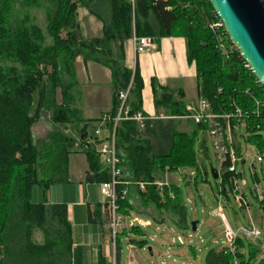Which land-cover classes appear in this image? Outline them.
Masks as SVG:
<instances>
[{"label":"trees","instance_id":"16d2710c","mask_svg":"<svg viewBox=\"0 0 264 264\" xmlns=\"http://www.w3.org/2000/svg\"><path fill=\"white\" fill-rule=\"evenodd\" d=\"M94 1L0 0V264H70L72 241L67 206L32 203L33 187L40 185L47 190L67 182L69 157L77 153V145L82 147L89 166L85 181H108L95 148V132L102 130L100 143L109 139L113 119L121 107L119 94L131 83L126 102L129 115L143 114L144 81L139 67L136 65L132 71L125 66V44L133 35L152 38L157 44L165 38H184L187 61L196 69L199 97L215 112L239 111L247 119L246 132L251 142L264 146V88L229 40L224 42L225 52L221 50L217 35L208 28L209 23L218 19L209 0H138L134 9L124 0H110L112 19L104 23L102 37L84 39L78 10H92ZM33 9H43L46 33L32 18ZM78 58L111 72V109L97 120L82 119L72 107L71 90ZM152 85L157 97L162 93L157 108H163L167 117L185 116L186 106L181 97L161 88L156 81ZM44 112L50 114L53 130L37 144L32 129ZM105 117L110 120L103 124ZM194 126L192 134L174 132L170 153L155 157L151 142L143 137L137 122L126 120L118 124L117 148L123 169V185L117 188L119 214L127 216L132 211L130 199L122 200V192L129 189L131 193L134 187L144 205L178 217L180 224L186 222L179 188L171 182L175 196L171 199L167 192L160 194L153 184L157 181L156 168L162 174L172 175L197 166L195 135L205 129ZM67 130L74 131L76 138L67 135ZM205 145L203 141L202 154L208 157ZM139 183L148 184L145 192L139 190ZM222 193H226L225 187ZM50 216L56 226L50 224ZM99 216L100 210L90 211V222H98ZM132 230L140 231V227ZM37 234L42 242H37ZM131 242L142 247L147 244ZM245 248V241L239 239L237 257L242 264H249ZM256 253L251 250V258ZM232 261L233 256L225 247L211 250L206 264Z\"/></svg>","mask_w":264,"mask_h":264},{"label":"crops","instance_id":"0c3cea01","mask_svg":"<svg viewBox=\"0 0 264 264\" xmlns=\"http://www.w3.org/2000/svg\"><path fill=\"white\" fill-rule=\"evenodd\" d=\"M111 19L112 11L110 0H95L92 10L86 7L79 8L78 22L81 36L84 39L102 37L104 23H110ZM155 44V49L137 55L133 47L132 39L127 41L125 44V66L132 71L135 70L136 65L139 67L144 81L143 114L147 117V122L174 119L181 124L184 120L176 117H167L166 111L163 108H157V101H160L162 93L159 92L157 97L152 83L156 81L161 88L170 90L178 97H181L184 105L187 107L189 104L196 102L199 97L196 69L194 65H190L187 61V44L184 38H165L158 44ZM75 75V83L71 90L73 99L72 107L78 110L80 117L84 120L92 121L99 119L101 115L110 111L112 100L111 72L107 68L96 63L85 62L82 58H78L75 62ZM82 76L84 77L83 81ZM83 90H87V99L90 100L95 107H98L100 104L103 105V108H99V110L91 116L92 118H87L85 116V112L79 104L80 100L84 97ZM58 102H61V97L58 99ZM163 114H166V116L163 117ZM142 135L147 139L144 135V131H142ZM75 151L77 152L76 155H70L68 161V181L66 183L52 185L49 189L44 190V202L39 200L40 202L34 203L44 204L47 207L53 205L67 206L72 241L70 264L144 263V257L141 259V255L139 256V262L136 259H138L137 255L141 252H145L147 247H142L141 244H135L131 241L136 240L137 242H141L145 240H137L136 238L127 239V249L130 253L131 260L129 259L127 263L123 261V250L119 244V236L122 234L128 238V227L122 228L121 232L119 231L118 233L116 241H113L109 228L108 209L105 208L104 210L107 203L105 200V202H102L101 184L87 183L85 181L86 173L89 169L88 162L85 155L82 154V147L79 146L78 149L75 148ZM77 155H79V158H82L79 165L73 164L71 161L73 156ZM169 177L171 176L169 175ZM127 191V197L130 199L133 208H139L140 202L138 198L134 197V199H131L129 189H127ZM34 193L35 191L33 190L32 196ZM142 209L144 210L137 211L150 218H155V213L153 212L155 209L152 205ZM96 210H100L98 222L91 223L89 212L91 211L94 213ZM158 213L162 214V218H165L162 212L156 211V214ZM127 217L129 218V215H127ZM138 220L141 223L140 225L151 227V222L149 220ZM161 223H164V221ZM36 240L37 242H42L39 236ZM160 244L159 248L150 247L153 252L151 259L158 256L160 264H164L162 262L163 258L166 256L169 257V255L167 252L161 250L165 249L167 246L166 243ZM141 261L144 262L141 263Z\"/></svg>","mask_w":264,"mask_h":264},{"label":"rangeland","instance_id":"374dc122","mask_svg":"<svg viewBox=\"0 0 264 264\" xmlns=\"http://www.w3.org/2000/svg\"><path fill=\"white\" fill-rule=\"evenodd\" d=\"M30 13L32 18L36 20L35 22L46 33L47 22L43 9H33ZM47 43L50 44L51 40L48 39ZM83 80L84 77L82 76V81ZM83 92L84 97L80 100V107L84 110L87 118H92L91 116H93L99 108H103V105L100 104L98 107H95L94 104L87 99V90H83ZM60 97L61 91L59 90L58 99ZM165 116L166 114H163V117ZM189 122L190 121L184 120V122L180 124L174 119L146 122V127L143 131L145 137L152 143V155L158 157L169 154L173 144L174 132L177 131L192 134L196 129L194 124ZM92 126L93 125L91 124L89 127L90 134L93 133ZM32 130L36 143H41V141L46 138L47 134L53 130L50 121V114L44 112L41 120L34 125ZM235 132L242 146L243 154L247 153L252 157L255 156V149L251 144L246 143L244 140V137L246 138L247 136L245 128L240 127L236 129ZM67 135L76 138V133L72 130H67ZM195 137L197 166L183 168L172 175L167 173L170 182L179 188L180 204L185 209L186 222L180 224L177 219L178 217L173 218L166 211L162 212L165 215V218H162V214H156L157 209L153 205L152 206L156 210H153L155 218H150L145 214L139 213L137 210L143 211L144 209L142 208H148L150 205H144L142 200L138 197L137 190L132 187L130 194H132L133 198L131 199H134V196L137 197L140 202V207L133 208L132 211H130L129 218L122 214H119V216L126 223L133 218L149 220L151 222V227H144L136 224L135 226L140 227V232L139 230L134 231L128 226L129 228L127 230L129 231L127 233L129 234V237L126 238L122 234L119 236V244L123 250L122 258L125 263H127L129 259L131 260L130 253L127 249V239L136 238L137 240L144 239L147 243V249L145 252H141L137 255L138 259H136L139 262V256L141 255V259L144 257L145 262L141 261V263L144 262L142 264H160L158 256L151 259L153 252L150 251V247L159 248V245H161L160 243H166L167 246L165 249L161 250L167 252L169 255V257L166 256L163 258L162 262L164 264H206L208 254L211 250L218 251L228 246L226 230L219 217L221 210L234 232H237L241 227H254L261 230L264 236V204H260L255 198L254 182L249 170L247 168L244 169V179L239 183V189L246 195V199L251 205V212H247L238 206L228 183L224 185L226 193L220 192V190L223 189L221 188L220 181L213 180L211 176V167L214 170L219 169V163L211 139L205 130H199ZM203 141L206 143L205 146L207 148L208 157H204L202 154ZM79 146L80 145H77L75 148L78 149ZM81 159L82 158H79V155H77L73 156L71 161L73 164L75 163L76 165H79ZM254 166L258 171V176L260 178L259 187L264 190V165L261 166L255 163ZM241 170L242 168H239L238 172H241ZM155 175L157 181H162L164 180L166 173L162 174L160 170L156 168ZM169 175L171 177H169ZM33 190L35 193L31 197V202L38 203L40 202L39 200L44 202L43 187L35 185ZM102 197V202H105L106 198L104 196ZM49 220L51 225L56 226V221L52 220L51 216ZM162 221H164V223H161ZM193 222L197 223V230L195 232L190 228V225ZM38 236L39 234H37V237ZM245 243L246 261H248L249 264H261L264 257V248L260 244V241H245ZM251 250L257 252L254 258H251L250 256Z\"/></svg>","mask_w":264,"mask_h":264},{"label":"built area","instance_id":"2783aa9c","mask_svg":"<svg viewBox=\"0 0 264 264\" xmlns=\"http://www.w3.org/2000/svg\"><path fill=\"white\" fill-rule=\"evenodd\" d=\"M132 6L134 9L138 0H124ZM208 28L215 35H217L218 43L221 46V50L225 52L224 42L229 40L225 35L222 22L217 19L208 24ZM230 41V40H229ZM132 43L137 55L143 54L149 50L156 48L155 41L149 37H137L133 35ZM248 67V66H247ZM132 83L126 91L120 92L119 100L121 101V107L114 122V128L109 136V139L100 143L102 137V130L99 129L95 132V136L98 139V143L95 144L96 151L100 157V162L104 166L108 173V181L101 183V194L106 198L108 215H109V228L111 230V236L113 241H116L118 233L121 228L135 227L136 224L140 225V221L136 218L129 220L127 223L119 216V195L117 188L123 185L121 182L123 169L121 167V161L118 155L116 130L119 123L126 120L137 122L140 130H144L146 122L148 121L142 113H137L134 116L129 115V110L126 107ZM178 119L187 120L194 125L203 127L211 139V143L216 154L217 161L219 163V169L216 170L218 174V181H220L221 188L225 187L224 180L227 178V183L233 188L232 192L234 198L241 209L247 212H251V205L246 199V195L239 189V183L244 179V169H248L254 182V193L256 200L260 204L264 203V190L260 189L258 171L255 168V163L264 165V146H260L257 143H252L248 134L244 140L246 143L251 144L255 149V156H250L247 153L243 154L242 146L238 140V136L235 132L236 129L244 127L247 131V119L242 117L239 111L235 113L227 112H215L214 108L203 98L198 97L197 101L189 104L185 109V116L178 117ZM109 117H105L103 124L109 121ZM250 161V164H249ZM242 168L241 172L238 169ZM146 183L137 184L141 192H145L147 188ZM160 194L168 193L169 198L174 199L175 196L172 191V185L168 178V174L165 175L164 180L156 181L153 184ZM222 192V190H220ZM128 191L122 192V200H126ZM219 217L224 224L226 230V237L228 238L229 253L233 256L232 264H242L237 257V242L239 239L243 241H260V244L264 248V236L261 230L254 227L247 228L241 227L237 232H234L224 215L223 211L219 213ZM128 227V228H129ZM264 259V257H263Z\"/></svg>","mask_w":264,"mask_h":264},{"label":"water","instance_id":"95a60500","mask_svg":"<svg viewBox=\"0 0 264 264\" xmlns=\"http://www.w3.org/2000/svg\"><path fill=\"white\" fill-rule=\"evenodd\" d=\"M230 42L264 88V0H209ZM84 135L83 137H86ZM213 180L219 177L211 167ZM192 231L197 223L191 224ZM151 251V250H150Z\"/></svg>","mask_w":264,"mask_h":264},{"label":"bare ground","instance_id":"6f19581e","mask_svg":"<svg viewBox=\"0 0 264 264\" xmlns=\"http://www.w3.org/2000/svg\"><path fill=\"white\" fill-rule=\"evenodd\" d=\"M147 184V183H146ZM148 186V185H147ZM147 189V188H146ZM109 216V215H108Z\"/></svg>","mask_w":264,"mask_h":264}]
</instances>
